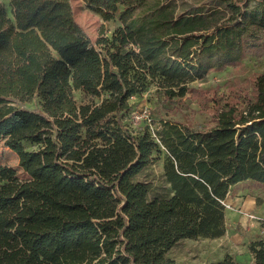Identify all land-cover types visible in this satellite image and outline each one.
<instances>
[{
  "label": "trees",
  "instance_id": "1",
  "mask_svg": "<svg viewBox=\"0 0 264 264\" xmlns=\"http://www.w3.org/2000/svg\"><path fill=\"white\" fill-rule=\"evenodd\" d=\"M85 1L121 22L95 44L70 0H8L11 16L0 3V138L27 174L0 182V264H173L180 239L224 234L232 185L264 186V71L249 94L214 98L208 127L162 119L155 135L132 131L129 98L152 85L179 98L239 63L260 43L264 0L179 14L164 3L139 20L146 0ZM34 98L39 110L25 107ZM161 148L170 192L151 197L137 176ZM249 251L264 264L263 239ZM205 264L238 263L225 253Z\"/></svg>",
  "mask_w": 264,
  "mask_h": 264
},
{
  "label": "rangeland",
  "instance_id": "2",
  "mask_svg": "<svg viewBox=\"0 0 264 264\" xmlns=\"http://www.w3.org/2000/svg\"><path fill=\"white\" fill-rule=\"evenodd\" d=\"M0 3L11 16L8 0H0ZM70 3L74 19L93 44L101 32L110 36L114 29L121 25L117 17L104 19L100 12L85 0H70ZM164 3H169L175 14H179L200 8L207 9L215 6L217 0H146L135 10L134 18L139 20L143 15L150 14L155 6ZM253 3V0L249 1V5ZM260 37V43L248 50L239 63L209 70L204 77L194 79L190 83L194 90L188 91L182 97L166 99L162 91L153 85L130 96V110L124 116L125 123L132 131L147 127L152 134L160 129L162 119L180 121L194 128L212 125L213 116L217 112L214 98L235 100L238 96L249 94L253 78L264 71V31ZM73 97L77 103L90 99V96L79 89L73 90ZM25 107L39 110L37 98L25 103ZM24 146L27 149L35 148V145L29 142H24ZM161 149L160 153H155L154 161L137 176L146 183L151 197L166 196L170 192L163 176L165 154L163 148ZM26 177L27 174L19 165L17 154L0 138V182ZM249 196L255 198L252 208L242 202ZM224 203V234L218 237L180 239L167 251V256L173 259V264H205L221 259L225 253L231 254L238 264H254L249 244L253 240H264V186L249 182L238 184L231 189Z\"/></svg>",
  "mask_w": 264,
  "mask_h": 264
},
{
  "label": "crops",
  "instance_id": "3",
  "mask_svg": "<svg viewBox=\"0 0 264 264\" xmlns=\"http://www.w3.org/2000/svg\"><path fill=\"white\" fill-rule=\"evenodd\" d=\"M243 182H249L250 184H252V183H251L250 181H248V180L238 182V183H236V184H234V185H232V186L230 187V190H229L228 194L226 195V197L229 195V193H230V191H231L232 188H234L235 186H237L238 184H241V183H243ZM226 197H225V199H226ZM225 199H224V200H225ZM224 200H223V202H224ZM242 202H244V204H247V205L249 206V208H252V207L255 205V198L249 196L248 198H246V199L243 200ZM224 205H225V203H224ZM243 207H244V206H243ZM243 207H242V209H244ZM252 256H253V255H252ZM253 263L256 264L254 258H253Z\"/></svg>",
  "mask_w": 264,
  "mask_h": 264
},
{
  "label": "built area",
  "instance_id": "4",
  "mask_svg": "<svg viewBox=\"0 0 264 264\" xmlns=\"http://www.w3.org/2000/svg\"><path fill=\"white\" fill-rule=\"evenodd\" d=\"M153 135H155V133H153Z\"/></svg>",
  "mask_w": 264,
  "mask_h": 264
}]
</instances>
